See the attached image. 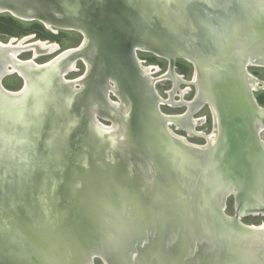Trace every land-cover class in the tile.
I'll return each instance as SVG.
<instances>
[{
  "label": "water",
  "instance_id": "obj_1",
  "mask_svg": "<svg viewBox=\"0 0 264 264\" xmlns=\"http://www.w3.org/2000/svg\"><path fill=\"white\" fill-rule=\"evenodd\" d=\"M2 11L80 31L81 43L56 58L83 55L88 87L94 75L110 78L106 96L121 105L118 116L93 113L81 85L53 74L61 61L19 67L25 78L8 58L0 264H264V226L241 221L264 214V107L247 71L264 65V0H0ZM140 49L171 71L175 57L192 63V101L206 97L214 119L205 144L170 128L199 107L182 101L183 114L163 113ZM12 72L23 79L17 90L2 84Z\"/></svg>",
  "mask_w": 264,
  "mask_h": 264
},
{
  "label": "rangeland",
  "instance_id": "obj_2",
  "mask_svg": "<svg viewBox=\"0 0 264 264\" xmlns=\"http://www.w3.org/2000/svg\"><path fill=\"white\" fill-rule=\"evenodd\" d=\"M15 38L18 42L23 39L24 44H28L37 40H47L50 43L57 44V49L51 53H41L34 57L33 50H23L18 55L17 58L20 60L33 59L34 62L41 64L49 61L59 52L78 46L83 35L80 31L76 29H62L54 26H46L44 23L38 20H26L19 18L9 12H0V41L3 43H8L10 39ZM137 57L139 59V64L143 67L152 66L149 77L158 78L161 75L166 74L169 70L170 62L167 58L157 55L151 51L147 50H137ZM33 56V57H32ZM76 69L65 75L68 79H74L84 74L86 69V64L82 59H77L75 63ZM167 71V72H166ZM247 71L255 77L257 81V88L252 91L253 96L256 98L258 104L264 107V86L261 82L264 81V65H252L247 67ZM170 76L166 78H161L154 81V87L157 94L166 102L163 101L159 105L160 110L167 115H179L183 114L187 109V105L182 103V101H191L195 95V86L189 82L192 80L193 75V65L184 58L175 57L173 60L172 73L180 79L176 84L174 81V76L171 72ZM176 78V77H175ZM23 79L18 75L17 72H12L6 74L2 79V84L5 88L9 90H17L21 87ZM79 87V86H76ZM186 90V91H184ZM170 94L171 101H170ZM112 100H117V98L110 94ZM169 100V101H168ZM102 99L99 103L100 112L106 116L114 114L118 116L119 104H116L114 108L110 107L106 103H102ZM173 102V103H172ZM114 103V102H113ZM114 105V104H113ZM117 110V111H116ZM202 118V122L199 124L192 125L191 128L193 135H187V128L177 129L174 124L170 125V128L177 134L183 135L191 143L203 145L206 143L204 135H208L213 129V114L207 103L202 104L198 110H195L190 118ZM100 119V118H99ZM122 119L120 120L122 125ZM187 119L180 120V123L187 125ZM103 124H110L107 119H100ZM196 132V133H195ZM261 137L263 133L261 132ZM225 212L228 215H233L234 213V198L229 196L226 199V209ZM241 221L249 225H261L264 223V215L260 214H246L241 217ZM95 264H104L100 258H94Z\"/></svg>",
  "mask_w": 264,
  "mask_h": 264
},
{
  "label": "bare ground",
  "instance_id": "obj_3",
  "mask_svg": "<svg viewBox=\"0 0 264 264\" xmlns=\"http://www.w3.org/2000/svg\"><path fill=\"white\" fill-rule=\"evenodd\" d=\"M23 40H24V38L17 42L15 40V38H12V39H10V41L8 43H3V42L0 41V46H3V47H0V73L1 72L5 73V71H7V70H5V66H6L5 64L8 63V58H11V59L15 60V63H17V62L18 63L20 62V63L18 65H15V66L14 65L13 66H8L7 69H10L11 67H13V70L19 72L23 77L26 78L28 76L29 71L27 69H25V68H19V67H22V66H25V65H28V64H34L36 66H42V63L38 64V63L34 62L33 59L19 61V59L17 58V55L21 51L27 50V49L28 50H33V54L32 55H34V57H36L37 55H39L41 53H51L55 49H57V44L50 43L47 40H44V41L37 40V41L31 42V43H28V44H24ZM141 44L142 43L140 42L138 47H143V46H141ZM140 50H144V49H140ZM68 52H70V50H68ZM62 54H67V53H62ZM60 56H61V58L60 57L56 58V56L53 57L55 62L61 61L60 65L58 67H54L53 70H55V72H53V74H57V72L59 71L60 77H61V81H62L63 84H66V85L68 84V85L73 86L75 83H78L79 85H81L80 90L85 91V92H84V94H81V96H83V97H80V96L79 97L81 99H86V98L90 99V101L93 102V108H94L93 113H99L103 117H108L109 118V116H106V115H104V114H102L100 112L99 103H100V100L102 99V101L104 103H106L107 105H109L112 108L116 107L113 104H119V106L121 105V103H119V101L111 100V99L107 98V96H106V92H110L111 93V90L114 89L113 85H110V84L106 83V81L109 80L110 82H112V80H110V78H108L103 83V81L99 77V74L98 75H94V78H93L94 80L91 82L92 86L90 88V87H88L89 84L86 83L87 81H85V78H84L85 76L84 75H81V76L76 77L74 79H68V78L65 77V75H67L69 72H71V71L76 69L75 63H76L77 59H79V58L82 59L85 62L86 66H88V67H89V61L86 60V58L83 55H80V54L77 57H74V58H67V57H64V55H60ZM58 58H60V59H58ZM140 68H141L142 72H147L149 74L153 67L152 66L143 67V66L140 65ZM137 70L140 71L139 68ZM169 72L172 73V71H169ZM169 72H167L164 75H161L157 79L156 78H151V80L152 81H157V80H159L161 78H166V77L170 76ZM173 76L176 77L174 79H175V83L177 84L180 81V79L178 78V76H176L174 74H173ZM49 79H52V77L50 76ZM100 81L102 83H100ZM256 83H257V81L252 82V86L253 87L256 86ZM76 86H78V85H76ZM87 88H89V91H86ZM184 91H186V90H184ZM113 92H115V91L113 90ZM171 95L172 94H170V101L172 99ZM84 97H86V98H84ZM206 100H207L206 97H204L201 100L199 99V97H197L194 101H191V103H192L191 105H192V107L193 106L196 107V105H197L196 108H198V107H200L202 105L200 102L201 101H206ZM162 101L166 102V100H164V99H162ZM112 115H114V114H112ZM108 118H106V119H108ZM125 120H127V119L124 118V120L122 122L123 126H124V121ZM189 120H190V122L187 119V123H190L191 128L193 127L192 125L199 124L202 121V119L200 120V118L198 120L197 118H192V117ZM176 124H177V126L179 128H184V126H185L184 125L185 123L182 124V123H180V121L176 122ZM191 128H190L189 131L192 132ZM261 226H264V223H262Z\"/></svg>",
  "mask_w": 264,
  "mask_h": 264
},
{
  "label": "flooded vegetation",
  "instance_id": "obj_4",
  "mask_svg": "<svg viewBox=\"0 0 264 264\" xmlns=\"http://www.w3.org/2000/svg\"><path fill=\"white\" fill-rule=\"evenodd\" d=\"M250 84H251V87H253V86H252V82H251ZM191 101H192V100H191ZM114 105H116V104H114ZM197 119L199 120V118H197ZM201 119H202V118H200V120H201ZM202 121H203V120H202ZM202 121H201V122H202ZM184 128H187V130H190V128H191L190 123H187V125H185Z\"/></svg>",
  "mask_w": 264,
  "mask_h": 264
}]
</instances>
